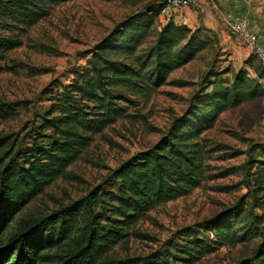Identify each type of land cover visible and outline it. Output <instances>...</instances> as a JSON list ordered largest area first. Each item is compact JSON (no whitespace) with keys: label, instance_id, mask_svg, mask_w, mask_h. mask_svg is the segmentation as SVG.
<instances>
[{"label":"trees","instance_id":"16d2710c","mask_svg":"<svg viewBox=\"0 0 264 264\" xmlns=\"http://www.w3.org/2000/svg\"><path fill=\"white\" fill-rule=\"evenodd\" d=\"M72 1L0 0L1 27L23 34L46 18L50 8ZM159 7L160 3L147 6L118 23L94 46L85 66L73 72L70 84L48 92L50 104L38 117L33 142L18 149L0 169V264H192L212 253L216 243L226 239L245 242L256 235L260 242L255 255L239 264H264V158L252 163L256 165L252 207L262 209L259 215H252L254 231L246 230L237 240L233 228L244 212L237 205L197 228L183 229L182 237L188 241L180 250L184 258L161 252L144 258L105 259L127 237L126 229L150 210L186 197L208 179L207 162L213 150L202 134L213 128L227 108L264 97V66L253 54L244 63L256 78L240 69L225 83L215 78L221 74L219 70L208 72L189 108L172 121L166 134L111 172L110 189L96 187L51 214L23 219L5 238L15 217L78 159L93 136L127 116L121 104L131 101L117 89H158L169 83L173 71L207 48L199 29L169 20L156 33L153 44L138 51ZM20 45L16 37L0 34V73L5 71L1 62ZM19 105L0 104V121L15 117ZM258 149L264 157V145ZM209 233L218 242L209 243L216 241L208 238Z\"/></svg>","mask_w":264,"mask_h":264},{"label":"rangeland","instance_id":"374dc122","mask_svg":"<svg viewBox=\"0 0 264 264\" xmlns=\"http://www.w3.org/2000/svg\"><path fill=\"white\" fill-rule=\"evenodd\" d=\"M159 1L75 0L50 8L46 18L23 34L10 33L2 29L0 23V34L16 37L21 42L20 47L9 52L1 62L5 71L0 73V104L18 102L20 105L15 117L0 121V140L3 139L0 169L18 149L33 142L38 117L50 104L48 92L70 84L73 72L85 66L94 46L118 23ZM164 23L160 17L155 19L138 51L153 44L157 29ZM199 31V36L208 42L207 48L186 66L173 71L168 84L136 92L117 89L131 101L121 104L127 116L94 135L78 159L15 217L5 238L15 232L23 219L51 214L96 187L110 189L111 172L166 134L172 121L189 108L193 94L202 87L208 72L219 70L221 74L215 78L225 83L240 69L256 78L253 69L244 63L250 56L249 51L228 28L225 29L226 43L206 28ZM202 138L213 150L207 162L208 179L186 197L150 210L126 229L127 237L117 243L105 259L144 258L161 252L184 258L180 250L188 241L181 231L197 228L198 224L237 205L244 210L233 228L237 240L246 230L254 231L252 215H259L262 209L252 207L256 170L252 163L264 158L258 149L264 145V97L227 108ZM235 152L242 154L232 156ZM215 237L216 241L209 243L218 242ZM259 242L257 235L245 242L226 239L222 244L216 243L212 253L192 264H239L255 255Z\"/></svg>","mask_w":264,"mask_h":264},{"label":"crops","instance_id":"0c3cea01","mask_svg":"<svg viewBox=\"0 0 264 264\" xmlns=\"http://www.w3.org/2000/svg\"><path fill=\"white\" fill-rule=\"evenodd\" d=\"M224 14L230 15L232 22L242 20L255 35L258 46H264V0H201L196 10H182L173 22L192 30L206 28L226 43L225 29L228 27L223 22Z\"/></svg>","mask_w":264,"mask_h":264},{"label":"built area","instance_id":"2783aa9c","mask_svg":"<svg viewBox=\"0 0 264 264\" xmlns=\"http://www.w3.org/2000/svg\"><path fill=\"white\" fill-rule=\"evenodd\" d=\"M200 2L201 0H160L158 17L162 18L165 22L169 20L174 21L182 10H196L199 7ZM223 22L232 34L236 35L245 44L249 53L255 55L259 62L264 66V46H258L255 35L248 30L245 23L242 20L232 22L230 20V15L228 14H224ZM208 238L214 240L215 236L213 233H209Z\"/></svg>","mask_w":264,"mask_h":264}]
</instances>
